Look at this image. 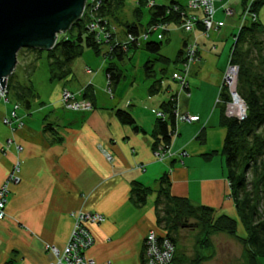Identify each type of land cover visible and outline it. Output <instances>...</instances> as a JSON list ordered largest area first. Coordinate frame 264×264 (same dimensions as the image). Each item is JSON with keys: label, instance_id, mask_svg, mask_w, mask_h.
Instances as JSON below:
<instances>
[{"label": "crops", "instance_id": "crops-1", "mask_svg": "<svg viewBox=\"0 0 264 264\" xmlns=\"http://www.w3.org/2000/svg\"><path fill=\"white\" fill-rule=\"evenodd\" d=\"M227 3L215 1L214 19L223 18L220 11L229 19L218 32L205 37L201 24L196 23L182 37V43L194 38L198 59L191 67L188 88L178 93L177 109L197 115L198 120L177 123L170 143L177 155L163 161L153 155L157 118L154 111L160 110V103L175 90L171 83L163 86V71L157 75L156 63L153 77H146L143 70L141 80L134 74L128 82L123 81L126 75L116 64L123 76L108 92L107 64L113 59L118 63L132 59L134 49L127 50L121 60L105 57L104 49L94 56L81 54L63 80H51L47 63L41 69L34 60L36 55L29 56L35 61L34 67L23 77L17 76L34 90L30 107L20 104L21 127L10 129L2 123L16 100L10 96L8 102L0 99V185L15 161H20V179L10 186L5 216L0 218V264H48L53 257L45 244L59 248L65 245L73 226L71 212L75 210L104 216L99 223L87 224L93 244L86 255L96 264H143L146 233L155 230L158 235L164 234L156 223L155 212L159 181L164 174L169 177L172 195L186 197L194 205L211 207L215 216H237L234 201L229 197L227 169L221 153L226 130L221 124V104L217 98L243 7L238 11L229 7L232 14L226 15L223 7H228ZM187 12L202 16L200 9ZM118 35L123 38V31ZM167 65L159 62L158 70ZM178 65L180 62L173 64V70ZM161 78L159 91L163 93L157 96L149 87ZM63 88L79 98L86 92L92 108L63 107ZM116 108L128 110L141 130L136 132L120 123ZM47 124L51 131L45 130ZM7 139L11 140L8 146ZM102 149L111 155V160H107ZM134 182L151 189L141 206L134 205L130 198ZM209 254L214 256V250Z\"/></svg>", "mask_w": 264, "mask_h": 264}, {"label": "trees", "instance_id": "trees-1", "mask_svg": "<svg viewBox=\"0 0 264 264\" xmlns=\"http://www.w3.org/2000/svg\"><path fill=\"white\" fill-rule=\"evenodd\" d=\"M98 6L91 9V3H87L82 16L75 20L67 30L70 36L57 39L54 47L48 51L38 47H29L36 55L34 60L38 61L42 51L47 53V69L51 80H63L71 73V64L81 56L83 48H91L96 54L101 52V45L109 42V50L102 52L105 57H116L121 60L123 54L130 49H135L143 40V48L156 57L146 59L143 70L146 77H153L155 61L167 65L170 62L178 64L184 60V49L186 42L176 52L174 58L160 54L162 39L157 38L159 32L152 27L164 24L162 34L168 32L167 26L170 22L180 23L183 14H186L185 0H168L164 3H153L146 5L148 0H140L141 4L147 6L148 20L140 23L141 5L135 7L132 19L122 20L125 41L117 39L105 40L103 34L91 31L88 27L91 19L98 22L99 26L107 29L109 17L119 19L118 9L121 10L125 0H96ZM187 1V0H186ZM247 0H244L243 6ZM264 4V0H255L252 8L257 14L255 21L249 19L239 25L238 33L234 35L231 46V61L238 65L236 92L245 104V116L243 119L228 117L224 113V103L221 105V124L226 133L221 148L227 169V180L230 186L229 197L234 201L239 220L244 228L240 234L237 228V220L226 214L214 215V210L205 205H194L186 197L174 196L170 193V180L167 174L160 178V188L155 199L156 223L163 229L165 236L175 245V254L172 264H183L184 254L178 250L179 228L188 230H199L198 241H204L207 247L213 249L210 236L215 232H225L234 236L243 245V257L246 264H257L256 258L264 256V24L258 20L257 9ZM90 11V12H89ZM146 35L143 37L142 35ZM112 36V35H111ZM112 39V37H110ZM25 49V48H24ZM19 54V53H17ZM35 61L30 65L34 67ZM29 65V66H30ZM166 71V67L160 72ZM110 92L119 83L122 76L118 66L109 62L105 68ZM161 79L154 80L149 90L158 92ZM8 97L10 96L22 106L29 108L30 100L34 97L31 84L21 83L17 79L16 70L7 78ZM187 89V88H186ZM173 94V93H172ZM222 101L229 98L226 88L221 89ZM82 98L87 100V93H82ZM92 106V104H91ZM160 110L166 114L165 119L156 118L154 125L153 149L162 143L168 146L171 143V133L175 127V102L170 98L160 103ZM115 116L120 123L131 126L138 132L139 125L132 114L123 108L115 109ZM45 130L51 131L47 124ZM210 154V153H209ZM149 187L134 182L131 187L130 198L134 205L141 206L145 203ZM194 219L190 222L189 219ZM205 256H197L196 264H204Z\"/></svg>", "mask_w": 264, "mask_h": 264}, {"label": "built area", "instance_id": "built-area-1", "mask_svg": "<svg viewBox=\"0 0 264 264\" xmlns=\"http://www.w3.org/2000/svg\"><path fill=\"white\" fill-rule=\"evenodd\" d=\"M216 0H187L186 8L193 10H201L202 16L200 18L197 15L187 12L183 14L181 21L182 28L191 30L196 23H200L202 27L209 29L215 26L213 22V16L216 11ZM255 0H247L243 6L240 16V26L246 22L247 19L255 21L257 18L256 12L252 8V3ZM87 3H91V9H95L98 6L96 0H86ZM152 4V3H150ZM84 7V10H85ZM223 11L226 15L232 14L229 7H223ZM84 12V11H83ZM90 12V11H89ZM88 27L91 31H97L98 34H103L105 40H107L109 32L104 26H99L98 22L91 19ZM155 31L159 32L157 38L162 39V31L165 29L164 24L153 25ZM145 37L146 35H142ZM198 47L196 44H186L184 49V60L181 62L182 69L177 72H173L171 77L176 81L178 88L173 93L175 99L170 98L175 102V127L171 133V137L176 134V125L178 122H195L198 120L197 115L190 114L188 112H179L177 109L178 93L185 88H188V81L183 72L188 68L194 60L197 59ZM230 59V58H229ZM187 72V71H186ZM238 67L233 63H227L223 73L221 85L219 87V93L221 89L226 88L229 98L222 101L220 94L217 101L224 103V113L226 116L236 117L243 119L245 116V105L242 99L236 92ZM108 84V81H107ZM7 85V84H6ZM108 92H110L107 87ZM63 107L70 110H88L91 109V103L84 99L79 98L76 93L63 88L60 94ZM0 99L5 102L9 101L7 87H3V91L0 88ZM21 105L15 101L12 103L11 110L8 115L3 116L2 123L8 126L10 129L19 128L23 125L21 116L19 115V109ZM155 115L158 118L165 119L166 114L162 110H155ZM11 140L7 139L5 145L8 146ZM20 146L17 145V150ZM107 160H111V155L102 149ZM179 154H183L180 152ZM153 155L157 160L163 161L169 158L175 157L177 154L170 149V145L164 146L159 143L155 149H153ZM20 161L16 160L13 164L10 172L5 180L0 185V218L5 216V203L7 200V194L10 190V186L18 183L20 179ZM73 217V226L69 235V238L62 248L57 247L54 244H45L46 251L52 255V260L48 264H96V262L86 255V251L93 244V236L89 231L88 223H99L104 219V216L98 212H91L85 210H75L71 212ZM175 253V245L165 236V234L158 235L155 230H149L143 240V264H171Z\"/></svg>", "mask_w": 264, "mask_h": 264}, {"label": "rangeland", "instance_id": "rangeland-1", "mask_svg": "<svg viewBox=\"0 0 264 264\" xmlns=\"http://www.w3.org/2000/svg\"><path fill=\"white\" fill-rule=\"evenodd\" d=\"M155 3H164L167 2L168 0H154ZM227 3L228 7H233L234 9H236L237 11L241 8V6L243 7V5H241V0H224ZM124 6L122 7L121 10L118 9V14H119V19H113L111 17H109V25L107 26V32H109L108 36V40H113L114 38L124 42L125 41V37L123 38H118L116 37V35L120 34L123 30L122 27L120 26V22L122 20L125 19H132V12L135 9L136 6L141 5V16H140V23L144 24L146 23V21L148 20V10H147V6H144L141 4L140 0H125L124 2ZM151 5L150 3H153V0H148V2H146V5ZM188 11H191V9H189L188 7L186 8ZM242 10V9H241ZM216 13V11H215ZM214 13V16H215ZM257 13H258V20L260 23L264 24V4L260 5L257 9ZM220 15H222V19L216 21L214 19L213 16V22L215 23V26H212L209 29H206L204 27H202V34L205 37H209L211 34H213V32H218L219 28L223 27L224 25H227L229 22L228 17L224 16L223 12L220 11L219 12ZM249 19L246 20V22H248ZM240 24V23H239ZM168 32H164L162 35L164 36L163 41H162V47L160 49V54L169 58H173L176 55V52L178 51V49L181 47V43H182V37L186 34V32L190 33L193 28L191 30H186L184 28H182L181 22L179 23V25L177 23L174 22H170L169 26L167 27ZM223 29V28H222ZM238 31L235 33L237 34ZM70 36L71 32L70 30H66L64 33H59L57 36V39H61L63 36ZM112 35V36H111ZM119 36V35H118ZM110 37H112V39H110ZM228 38H230V40L232 41V37L229 36ZM260 38L264 39L263 36H260ZM234 41V40H233ZM143 40L140 42L139 46L137 48L134 49V56L132 57V59H126L124 62L122 63H118L119 61L116 59H113V62L115 64H117L118 66H120V68L123 70V73L126 75L125 79L123 81H130L132 80V77L135 76L134 74H137V80L138 78H140L139 80H141L144 77V73H143V69H142V64L144 63V61L146 59H148L149 56H151V58H155L156 56L154 54H150L149 52H147L146 50H144L143 48ZM186 44H196L194 38L185 41ZM230 42V41H228ZM105 45V46H104ZM104 45L102 46L101 50H109V42H105ZM19 54H17V62L15 65L14 70H16V74L19 78V76L23 77L24 74H27V72L30 70L31 68V59L29 56H34L35 54L33 53V51L28 50V49H20L18 51ZM42 55L41 57L38 59V65L40 66L41 69L46 68L44 65H46L47 63V53L46 51H42L41 52ZM92 54L93 56L95 55V52L91 49V48H83L82 51V56L86 57L87 55ZM231 56V48H230V54ZM107 58H111L108 54L106 56ZM197 59H198V55H196ZM196 59V60H197ZM196 60H194L189 66H187L188 68L183 72L184 76H186V79L188 81V76L190 74L191 71V67L192 65L196 62ZM156 70H157V75H160V70L159 69V62L156 60ZM229 63H233L235 65H237L236 63L231 61V58L229 59ZM174 64V63H173ZM173 64L169 63L167 65L166 71L163 73V86H165L168 83H171V85H173V90L176 91V89L178 88L176 81L171 77L173 72H177L179 71V69H182L181 64L178 65L174 70H173ZM30 65V66H29ZM175 65V64H174ZM238 67V65H237ZM226 68V67H225ZM13 70V71H14ZM138 70V71H137ZM173 70V72H172ZM187 71V72H186ZM238 75V72H237ZM123 76V75H122ZM21 79V78H20ZM125 83V82H124ZM174 91V92H175ZM173 92V93H174ZM163 93V91H158L157 93H155V95L159 96ZM170 98L175 99L174 94H172L170 96ZM245 105V104H244ZM232 117V116H229ZM237 213V210H236ZM237 220V228H238V232L240 234L244 233V228L243 225L241 224L238 214L235 217ZM189 221L193 222L194 219H189ZM179 240H178V250L183 253L185 252L186 255L183 257V262H185V264H196V262L194 261L195 257L198 256V253L200 255H207L206 259H204L205 264H246L245 259L243 257V245L240 241H238L234 236H231L228 233L225 232H215L213 234V249L207 247V245H203L205 244L204 241H198V239L200 238V234L198 235V231L196 229H192V230H188L185 228H179ZM202 237V236H201ZM211 238V236H210ZM214 250V256L210 255L209 253L213 252ZM175 254V253H174ZM257 264H264V256H258L256 258ZM172 264V263H171Z\"/></svg>", "mask_w": 264, "mask_h": 264}, {"label": "water", "instance_id": "water-1", "mask_svg": "<svg viewBox=\"0 0 264 264\" xmlns=\"http://www.w3.org/2000/svg\"><path fill=\"white\" fill-rule=\"evenodd\" d=\"M86 0H0V88L22 48L50 50L57 35L79 19Z\"/></svg>", "mask_w": 264, "mask_h": 264}]
</instances>
